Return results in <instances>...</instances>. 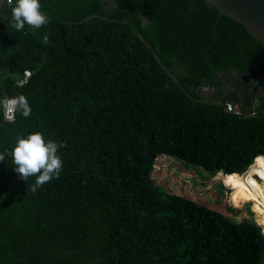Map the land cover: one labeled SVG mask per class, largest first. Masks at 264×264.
<instances>
[{
    "label": "trees",
    "instance_id": "1",
    "mask_svg": "<svg viewBox=\"0 0 264 264\" xmlns=\"http://www.w3.org/2000/svg\"><path fill=\"white\" fill-rule=\"evenodd\" d=\"M40 4L49 23L16 31L0 0V99L23 94L32 109L10 121L0 106V152L40 131L66 144L63 168L34 193L35 177L0 162V264H264L249 208L237 220L222 198L152 178L160 156L222 171L256 212L239 175L264 157V42L205 0ZM231 71L258 87L243 115L197 90Z\"/></svg>",
    "mask_w": 264,
    "mask_h": 264
},
{
    "label": "clouds",
    "instance_id": "2",
    "mask_svg": "<svg viewBox=\"0 0 264 264\" xmlns=\"http://www.w3.org/2000/svg\"><path fill=\"white\" fill-rule=\"evenodd\" d=\"M13 2L12 27L16 31H23L25 25L31 29H40L49 23V17L41 11L40 0H7L9 5ZM50 35L51 33H48L43 36L44 45L49 44ZM26 83L27 80L21 82ZM0 106L11 114L9 116L11 120H14L17 112L25 118L32 112L29 101L23 94L0 99ZM63 147H66V144L46 139L42 132L36 131L26 136H18L10 152L8 149L0 152V162L5 161L6 155L10 156L15 166L14 171L19 174L21 180L27 182L29 177H35L32 185V191L35 193L44 184L59 178L63 168L59 150Z\"/></svg>",
    "mask_w": 264,
    "mask_h": 264
},
{
    "label": "rangeland",
    "instance_id": "3",
    "mask_svg": "<svg viewBox=\"0 0 264 264\" xmlns=\"http://www.w3.org/2000/svg\"><path fill=\"white\" fill-rule=\"evenodd\" d=\"M228 80L230 84L234 83L237 85L245 94H255L258 92L257 84L252 79L239 75L236 77L230 76ZM206 90L207 87L206 89H201L202 94H200V97L202 99L215 101L216 99H212L214 88L210 87L207 92ZM228 90L230 92L226 91L225 93L231 94L234 91L231 87ZM260 161H264V157L255 159L254 164L249 165L246 170L239 175V180L246 176L255 180L256 182L254 183H256L257 187L261 190V193L255 196L256 212L253 208L252 198H247L244 202L238 203L239 201L234 198L235 188L231 182L227 180L226 175L223 174L222 171H216L213 175H210L209 172L199 166L182 164L175 158L160 156V160H156V165L154 164V170L159 166L158 164H160V166L158 167V171L153 170L154 173H152V178L155 180V183L159 184L165 191L198 195V197H201L205 202L208 201V203L213 202L212 197L214 196L222 198L233 208L238 210V214L236 215L237 220L250 217V213L247 210V208H249L254 220L261 226L262 222L264 226V165H262Z\"/></svg>",
    "mask_w": 264,
    "mask_h": 264
},
{
    "label": "water",
    "instance_id": "4",
    "mask_svg": "<svg viewBox=\"0 0 264 264\" xmlns=\"http://www.w3.org/2000/svg\"><path fill=\"white\" fill-rule=\"evenodd\" d=\"M194 2V0H192ZM221 14L241 23L252 36L264 42V0H205ZM206 89L199 86L198 91Z\"/></svg>",
    "mask_w": 264,
    "mask_h": 264
},
{
    "label": "crops",
    "instance_id": "5",
    "mask_svg": "<svg viewBox=\"0 0 264 264\" xmlns=\"http://www.w3.org/2000/svg\"><path fill=\"white\" fill-rule=\"evenodd\" d=\"M230 76L236 77V76H239V74H237L234 71L225 72V73L220 74L219 79H221V81L219 80V82H220L219 85L213 86L214 98L220 99V98H223L224 96H227L229 98V100L231 99V101H233V102H236V103L243 102L246 106H250V98L253 95V93L245 94L242 92L241 89H239V87L237 85H235L234 83L230 84L229 83L230 81L228 80V78ZM230 87L232 89H234L233 93H231V94L225 93L226 91H229L228 89H230ZM191 195H193V194H191ZM216 198H218V197L217 196L212 197V199H216ZM199 199L202 200L204 203L207 202V201L205 202V200H203L201 197H199ZM224 201H226V200H224Z\"/></svg>",
    "mask_w": 264,
    "mask_h": 264
},
{
    "label": "built area",
    "instance_id": "6",
    "mask_svg": "<svg viewBox=\"0 0 264 264\" xmlns=\"http://www.w3.org/2000/svg\"><path fill=\"white\" fill-rule=\"evenodd\" d=\"M5 1H6V3H7V0H5ZM30 73H31L30 70L25 69V70L23 71V75H22V77L16 81V84H17V85H22L21 82L24 81V80H27V78L30 76V75H29ZM222 104H223V106H224V109H225L226 111L230 112V113H233V114H235V115H243V114H244V111H243L241 105L238 104V103H236V102H233V101H231V100H224V101L222 102ZM254 113H255V112H254V110H252V109L250 110V112H248V114H254ZM3 115H4V118H5L6 120H10V121H11V119H9V116H10L11 114L8 113V112L6 111V109H4V108H3Z\"/></svg>",
    "mask_w": 264,
    "mask_h": 264
},
{
    "label": "bare ground",
    "instance_id": "7",
    "mask_svg": "<svg viewBox=\"0 0 264 264\" xmlns=\"http://www.w3.org/2000/svg\"><path fill=\"white\" fill-rule=\"evenodd\" d=\"M254 182H256V181L253 180V179H250L249 176H246L244 178H240L241 185L246 187L247 189H250L251 193H252V196L255 197V196H258L261 193V190L259 189V187H257L256 183H254Z\"/></svg>",
    "mask_w": 264,
    "mask_h": 264
},
{
    "label": "snow or ice",
    "instance_id": "8",
    "mask_svg": "<svg viewBox=\"0 0 264 264\" xmlns=\"http://www.w3.org/2000/svg\"><path fill=\"white\" fill-rule=\"evenodd\" d=\"M260 163H261L262 165H264V161H260Z\"/></svg>",
    "mask_w": 264,
    "mask_h": 264
}]
</instances>
